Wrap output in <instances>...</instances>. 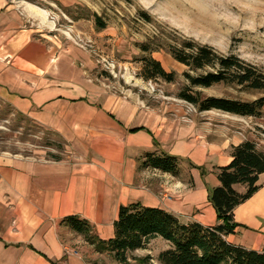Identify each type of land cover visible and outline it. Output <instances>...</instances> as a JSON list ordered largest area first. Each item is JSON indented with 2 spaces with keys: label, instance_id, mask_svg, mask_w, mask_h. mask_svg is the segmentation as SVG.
<instances>
[{
  "label": "crops",
  "instance_id": "crops-1",
  "mask_svg": "<svg viewBox=\"0 0 264 264\" xmlns=\"http://www.w3.org/2000/svg\"><path fill=\"white\" fill-rule=\"evenodd\" d=\"M48 20L32 4L0 0V103L62 147L53 148L60 159L0 152V264H81L88 249L106 254L65 219L86 220L92 235L106 242L114 237L119 208L132 203L216 226L209 191L220 185L217 169L231 163L232 147L245 142L234 135L233 121L209 119L219 111L173 104L151 110L140 99L115 98L84 76L75 47L62 48L44 33ZM154 152L179 160L177 177L140 168ZM257 184L258 191L235 208L239 226L227 241L261 251L264 175ZM233 189L246 191L243 185Z\"/></svg>",
  "mask_w": 264,
  "mask_h": 264
},
{
  "label": "rangeland",
  "instance_id": "rangeland-1",
  "mask_svg": "<svg viewBox=\"0 0 264 264\" xmlns=\"http://www.w3.org/2000/svg\"><path fill=\"white\" fill-rule=\"evenodd\" d=\"M18 1L32 4L49 14L50 25L44 26V33L55 42L59 39L62 48L75 47V61L90 82L115 98L136 102L140 99L147 109L159 110L173 104L196 111L187 103L180 104L181 100L176 98L184 83L181 74L186 68L173 60L167 48L153 52L152 57L165 71L175 72L178 80L168 84L159 79L145 81L141 77L140 60L144 54L139 45L151 42L155 36V42L164 45L173 44L184 36L209 45L220 54L235 55L264 72V0ZM143 13L150 17V22ZM95 16L105 24L103 29L97 26ZM50 43L54 46L52 41ZM203 95L253 102L263 98L264 91L221 85L205 90ZM209 119L217 125L218 122L233 121L234 135L253 142L264 153V107L260 117L213 112ZM56 141L54 135L25 118L12 115L9 108L0 103V152L50 159V155L57 153L54 151L58 145ZM168 248L169 244L158 238L151 241L147 249L129 253L128 258L134 264L133 259L149 255L150 263L157 264L158 254ZM72 254L71 251L67 253ZM81 264L117 263L108 253L96 254L91 248L84 254Z\"/></svg>",
  "mask_w": 264,
  "mask_h": 264
},
{
  "label": "trees",
  "instance_id": "trees-1",
  "mask_svg": "<svg viewBox=\"0 0 264 264\" xmlns=\"http://www.w3.org/2000/svg\"><path fill=\"white\" fill-rule=\"evenodd\" d=\"M146 20L150 17L143 13ZM95 22L99 29L105 24L98 16ZM153 41V42H152ZM142 43L139 49L141 77L145 81L162 80L174 84L178 80L175 72H167L152 53L167 48L174 61L186 70L181 74L183 85L176 98L191 105L198 112L219 111L239 117H260L264 97L253 102H243L225 96H205L203 92L217 86L238 87L245 91H264V72L235 55H223L213 47L180 36L175 43ZM58 144V143H57ZM59 152L60 144L56 145ZM232 161L217 169L220 185L209 191V202L216 211L218 224L203 227L197 223H185L176 216L158 208L132 203L121 206L114 222V237L106 242L92 235L86 220L68 217L65 224L72 231L83 235L90 245L100 253H108L117 264H132L128 254L147 249L151 241L161 239L169 248L157 256V264H264V249L248 250L227 241L238 224L234 221V210L251 198L259 189V176L264 175V153L253 142L245 141L232 147ZM53 159H60L53 155ZM141 169L150 168L177 177L179 160L163 152L147 153ZM234 185H243L246 191L237 193ZM149 255L133 259L134 264H151Z\"/></svg>",
  "mask_w": 264,
  "mask_h": 264
},
{
  "label": "built area",
  "instance_id": "built-area-1",
  "mask_svg": "<svg viewBox=\"0 0 264 264\" xmlns=\"http://www.w3.org/2000/svg\"><path fill=\"white\" fill-rule=\"evenodd\" d=\"M66 253H70V251L69 250H66ZM75 255H77V253L76 252H73Z\"/></svg>",
  "mask_w": 264,
  "mask_h": 264
}]
</instances>
